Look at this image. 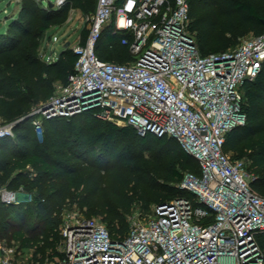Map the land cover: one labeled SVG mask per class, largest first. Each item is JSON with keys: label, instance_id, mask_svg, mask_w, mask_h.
<instances>
[{"label": "built area", "instance_id": "2783aa9c", "mask_svg": "<svg viewBox=\"0 0 264 264\" xmlns=\"http://www.w3.org/2000/svg\"><path fill=\"white\" fill-rule=\"evenodd\" d=\"M114 16L116 31L129 34L123 38L134 57L129 62L104 60L96 51ZM86 20L85 41L71 46L74 72L34 111L39 136L45 118L91 111L141 135L175 138L201 172H186L178 183L192 197L131 214L124 239L97 218L65 212L58 264H264V195L252 185L256 174L246 159L225 151L228 133L247 120L244 85L261 72L264 32L203 54L189 0H98ZM14 135L13 122H0V141ZM0 200L19 202L7 187ZM10 253L0 264L11 263Z\"/></svg>", "mask_w": 264, "mask_h": 264}, {"label": "trees", "instance_id": "16d2710c", "mask_svg": "<svg viewBox=\"0 0 264 264\" xmlns=\"http://www.w3.org/2000/svg\"><path fill=\"white\" fill-rule=\"evenodd\" d=\"M201 1L214 6L215 17L207 20L199 14L196 6ZM189 2L192 29L203 54L232 49L244 37L264 32V0ZM18 3L7 29L0 30V91L7 95L0 114L14 123L15 133L0 141V188L16 191L19 202L0 200V232L12 231L25 247L45 242L58 264L63 256L64 213L74 201L87 207V217L100 216L113 238L124 239L135 207L144 215L173 198L192 197L178 183L186 172L200 174L201 169L198 159L175 138L141 135L132 126L101 119L91 111L45 118L39 136L34 124L39 115L34 111L50 99L57 82H67L77 60L71 46L56 59H45L42 39L73 13L92 15L98 0ZM87 34L85 28L82 42ZM125 36L129 34L116 31L114 16L97 43L98 55L122 63L133 60ZM244 90L247 120L228 133L225 151L250 162L248 167L256 174L252 185L264 195V143L254 145L251 140L264 131V63ZM106 184H112L107 193ZM259 241L264 245V233ZM46 258L44 253L39 264Z\"/></svg>", "mask_w": 264, "mask_h": 264}, {"label": "rangeland", "instance_id": "374dc122", "mask_svg": "<svg viewBox=\"0 0 264 264\" xmlns=\"http://www.w3.org/2000/svg\"><path fill=\"white\" fill-rule=\"evenodd\" d=\"M45 4L49 1L56 3V0H43ZM19 0H0V30L4 31L7 29L11 18L15 16L17 11ZM57 4V3H56ZM201 16H205L207 20L212 19L216 16L214 6L209 4V2L201 1L196 6ZM85 28H89V23L86 20V16L80 12L73 13V15L62 25L52 26L45 33L41 42V53L43 57L47 60L56 59L60 52L65 48V44L71 41V46L80 42L83 38V31ZM6 93L0 91V106L3 100L6 98ZM83 121L82 118L80 119ZM1 123H9L4 116L0 114ZM252 143L254 145H259L264 143V131L259 132L257 135L251 137ZM251 151V150H249ZM230 155L235 154L232 151L228 152ZM118 152L116 151L113 158H116ZM247 161V160H246ZM248 164L250 163L247 161ZM112 184H106L104 191L107 193L112 187ZM87 207L79 206L76 201L73 204L67 206L66 212H71L78 215L89 216L86 213ZM153 211V209H152ZM151 211V213H152ZM141 212L139 206L135 207L132 214ZM149 214V213H146ZM145 214V215H146ZM92 217L97 218L101 221L102 218L97 214ZM61 249V247H60ZM10 250H13L10 253ZM11 254L10 264H39L40 259L43 254L46 253L47 258L45 264H56L58 258H52V252L47 247L45 242H40L38 244H32L30 246H22L21 243L12 237V231L0 232V258H4Z\"/></svg>", "mask_w": 264, "mask_h": 264}, {"label": "water", "instance_id": "95a60500", "mask_svg": "<svg viewBox=\"0 0 264 264\" xmlns=\"http://www.w3.org/2000/svg\"><path fill=\"white\" fill-rule=\"evenodd\" d=\"M263 23H264V19H263ZM69 46H71V41H68L66 44H65V48H67V47H69ZM31 117V116H30ZM30 117H28V118H30Z\"/></svg>", "mask_w": 264, "mask_h": 264}, {"label": "crops", "instance_id": "0c3cea01", "mask_svg": "<svg viewBox=\"0 0 264 264\" xmlns=\"http://www.w3.org/2000/svg\"><path fill=\"white\" fill-rule=\"evenodd\" d=\"M77 13V12H76Z\"/></svg>", "mask_w": 264, "mask_h": 264}]
</instances>
